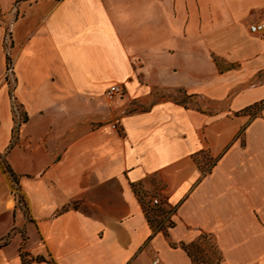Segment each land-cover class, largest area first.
<instances>
[{
	"label": "crops",
	"instance_id": "1",
	"mask_svg": "<svg viewBox=\"0 0 264 264\" xmlns=\"http://www.w3.org/2000/svg\"><path fill=\"white\" fill-rule=\"evenodd\" d=\"M16 1L0 0L18 14L12 71L0 25V264H196L184 246L204 237L217 264H264V0Z\"/></svg>",
	"mask_w": 264,
	"mask_h": 264
},
{
	"label": "trees",
	"instance_id": "2",
	"mask_svg": "<svg viewBox=\"0 0 264 264\" xmlns=\"http://www.w3.org/2000/svg\"><path fill=\"white\" fill-rule=\"evenodd\" d=\"M26 0H18L19 2H23ZM17 14V13H16ZM6 41H5V50H6V58H7V63H8V68L10 69V71H12V57L10 54V49L13 47V42H12V28L10 25H6ZM10 42V45H8V43ZM19 108L18 106H15L14 108V117H15V122L17 124V126L14 128V135L19 131L20 126L22 125V123H26L27 122V116L23 114V112L19 113ZM22 116V119L19 120V117ZM3 160V159H2ZM4 165H5V169L6 172L9 174V176L11 177L13 183H14V187L16 190L19 189L18 186V178L16 176V174L14 173V171L12 170L11 166L4 161ZM17 198H18V203L19 204H23V198L17 194ZM152 214H157L156 211H152ZM197 246V244H192V245H186L184 246V249L189 253V255L192 257V259L194 260V262L196 264H217L221 261L222 257L219 256L217 257L216 261H210L209 259L205 258L204 256L201 255V250H199V247H197L196 249H194ZM22 257V264H31L34 261H42V258H33L31 257L29 254H25L22 253L21 255Z\"/></svg>",
	"mask_w": 264,
	"mask_h": 264
},
{
	"label": "rangeland",
	"instance_id": "3",
	"mask_svg": "<svg viewBox=\"0 0 264 264\" xmlns=\"http://www.w3.org/2000/svg\"><path fill=\"white\" fill-rule=\"evenodd\" d=\"M19 4H21V2L18 3V0H17L14 5H19ZM17 16H18V14H16V12L14 10L11 12L10 18H8V20L3 19L2 16L0 15V25L3 27H6V25L11 26V24L16 20ZM8 45H10V42L8 43ZM219 63L224 68L228 67L226 64H224L222 62H219ZM168 96L174 98L176 101L186 102V104H190L191 106H193L195 103V100L193 98H190V97L184 95V93H182V92H180V93L178 92V94H173V95H168ZM164 97H166V95H161L158 98H164ZM200 108L207 110V107L205 105H200ZM20 112L22 113L23 111H22V109L19 108V113ZM21 119H22V116L19 117V120H21ZM19 206L21 207V204H19ZM197 247H199V250H201L202 256L209 259L210 261H216V259L218 257V251L216 250L215 245H214L211 238L204 237L197 244V246L194 249H196Z\"/></svg>",
	"mask_w": 264,
	"mask_h": 264
},
{
	"label": "built area",
	"instance_id": "4",
	"mask_svg": "<svg viewBox=\"0 0 264 264\" xmlns=\"http://www.w3.org/2000/svg\"><path fill=\"white\" fill-rule=\"evenodd\" d=\"M250 31L254 35H257L259 37H264V20L254 22L252 25H250ZM122 94H123V87L118 84H113L106 90L105 98H106L109 108L112 111H115L116 109H118ZM112 128L114 130H117L119 128L118 122H114L112 124ZM151 202L155 206L162 205L161 199L159 197L151 198ZM173 213L174 211L171 210L164 217L163 225H169L171 223V218H172Z\"/></svg>",
	"mask_w": 264,
	"mask_h": 264
}]
</instances>
